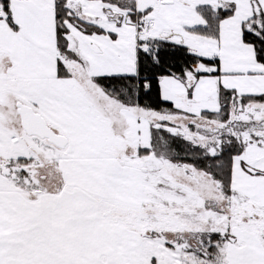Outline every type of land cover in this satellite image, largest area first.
Masks as SVG:
<instances>
[{
	"label": "snow or ice",
	"instance_id": "6c2138e0",
	"mask_svg": "<svg viewBox=\"0 0 264 264\" xmlns=\"http://www.w3.org/2000/svg\"><path fill=\"white\" fill-rule=\"evenodd\" d=\"M0 264H264V0H0Z\"/></svg>",
	"mask_w": 264,
	"mask_h": 264
}]
</instances>
